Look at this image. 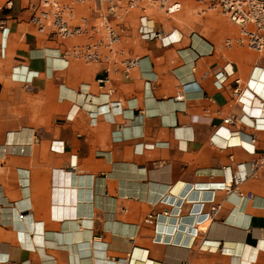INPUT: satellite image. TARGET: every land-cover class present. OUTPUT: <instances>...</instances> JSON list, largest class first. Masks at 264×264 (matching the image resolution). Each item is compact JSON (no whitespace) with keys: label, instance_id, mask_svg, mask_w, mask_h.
Instances as JSON below:
<instances>
[{"label":"crops","instance_id":"obj_1","mask_svg":"<svg viewBox=\"0 0 264 264\" xmlns=\"http://www.w3.org/2000/svg\"><path fill=\"white\" fill-rule=\"evenodd\" d=\"M8 1L0 264H264V55L228 45L219 15L189 29L150 12L164 37L144 39L135 10L86 62L68 51L91 38L41 32Z\"/></svg>","mask_w":264,"mask_h":264},{"label":"built area","instance_id":"obj_2","mask_svg":"<svg viewBox=\"0 0 264 264\" xmlns=\"http://www.w3.org/2000/svg\"><path fill=\"white\" fill-rule=\"evenodd\" d=\"M201 12L220 11L238 27L235 37L227 39L228 45L246 46L264 55V0H194ZM9 0L6 6L12 7ZM183 0H27L26 7L32 12L31 21L39 31H49L53 36L67 38L74 35H87L91 40L85 44L73 46L68 55L80 58L86 62L100 60L101 48L106 46L113 50L119 40L123 27H118L114 21L124 22L126 16L135 10L139 11L138 32L144 39L164 37L163 31H158L150 24V10L159 8L168 16H173L183 8ZM78 5H86L92 11V16L77 14ZM1 9V6H0ZM4 33L6 28L0 24ZM2 55L5 54V43H2ZM132 62H130L131 64ZM217 75V80L223 77ZM103 88L109 82V77L98 79ZM239 83V80H237ZM111 91L108 92L110 94ZM184 94L176 98L182 100ZM264 129V125H261ZM56 143V142H55ZM264 165V151L255 161L254 168ZM236 178L233 184H239ZM232 185L224 186L230 190ZM248 199L251 198L249 194ZM217 210V206L207 212L209 218ZM149 219L155 218L150 214ZM148 219V220H149Z\"/></svg>","mask_w":264,"mask_h":264},{"label":"rangeland","instance_id":"obj_3","mask_svg":"<svg viewBox=\"0 0 264 264\" xmlns=\"http://www.w3.org/2000/svg\"><path fill=\"white\" fill-rule=\"evenodd\" d=\"M183 8L173 16L166 15L159 8L155 7L150 10L152 15L162 21H173L176 24L182 27H188L189 29H194L197 23H200L202 18L208 15H219L222 16L225 20L231 22L226 15L220 11H207L205 13L201 12L198 4L194 0H183ZM79 9L86 10V5H78ZM84 10V11H85ZM232 23V22H231ZM233 24V23H232ZM235 27V33H238V27L233 24Z\"/></svg>","mask_w":264,"mask_h":264},{"label":"bare ground","instance_id":"obj_4","mask_svg":"<svg viewBox=\"0 0 264 264\" xmlns=\"http://www.w3.org/2000/svg\"><path fill=\"white\" fill-rule=\"evenodd\" d=\"M260 104V107H264L263 105L264 104H262V103H259ZM264 118V117H263ZM63 173V172H62ZM237 181H238V183H240L241 181H242V178H241V176H240V174L239 173H237ZM220 183H217V185H219ZM145 185H146V183H145ZM212 185V184H211ZM222 186V188H224V186H228V185H232V182H227V183H223V184H221ZM213 186V185H212ZM69 189V188H68ZM76 191V190H75ZM77 192V191H76ZM145 197V196H144ZM58 199V198H57ZM78 205V204H77ZM158 236H159V238H162L163 240L164 239H170V232L168 231V230H161V231H159V233H158ZM196 239V237L195 236H193V240H195ZM190 243V242H189ZM191 244V243H190Z\"/></svg>","mask_w":264,"mask_h":264}]
</instances>
